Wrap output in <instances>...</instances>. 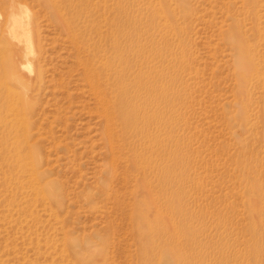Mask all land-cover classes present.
I'll use <instances>...</instances> for the list:
<instances>
[{
    "label": "rangeland",
    "instance_id": "rangeland-1",
    "mask_svg": "<svg viewBox=\"0 0 264 264\" xmlns=\"http://www.w3.org/2000/svg\"><path fill=\"white\" fill-rule=\"evenodd\" d=\"M12 4L41 83L18 129L0 76V264H264V0ZM121 79L156 146L121 133Z\"/></svg>",
    "mask_w": 264,
    "mask_h": 264
},
{
    "label": "bare ground",
    "instance_id": "bare-ground-1",
    "mask_svg": "<svg viewBox=\"0 0 264 264\" xmlns=\"http://www.w3.org/2000/svg\"><path fill=\"white\" fill-rule=\"evenodd\" d=\"M19 10L21 11L20 7L16 9L13 5V8L10 9L12 16L8 18L7 23L4 26L0 23V27L3 28H1L3 34L0 37V76H2L1 79L3 81L1 85L7 90V110L15 113L17 117L15 124L18 129H20L23 121L27 120L30 106L36 100V92H38L41 83V74L37 68L39 53L38 40L33 27L34 20L29 19L28 12L24 11L26 13L25 21L18 22L14 15ZM94 75L96 76L97 74ZM16 83L21 87V92L19 94L14 92L12 94L13 98H11V92L7 86L16 85ZM127 85L126 81L121 79L119 89L122 90L120 94L110 99V102L115 107H118L117 119L121 125V133H141L149 142V145L155 144L156 146V144L160 143V139L152 133V126L153 123L158 122L160 128L163 124V116L158 109H152L150 111L151 115L146 114L144 108H149L148 101L143 99L140 102L142 100L140 97L129 96L124 89ZM15 103L22 110L18 106H13ZM159 158L160 160L157 162L155 170L161 178L162 184L167 186L168 178H170L168 176L171 171L170 162L165 156H159ZM166 203L169 207L170 197H166Z\"/></svg>",
    "mask_w": 264,
    "mask_h": 264
}]
</instances>
